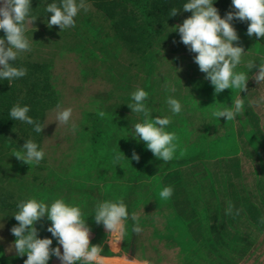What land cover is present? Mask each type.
I'll list each match as a JSON object with an SVG mask.
<instances>
[{"label": "rangeland", "instance_id": "rangeland-1", "mask_svg": "<svg viewBox=\"0 0 264 264\" xmlns=\"http://www.w3.org/2000/svg\"><path fill=\"white\" fill-rule=\"evenodd\" d=\"M47 1L42 0L39 2L38 12L42 11L41 9L45 10L47 4H49ZM186 2L187 0H184L180 6L176 7L178 14L174 17L162 15L164 13L155 15L153 12L150 14L152 16L145 17V19H148V22L145 21L147 27H140L138 31L129 29L124 40L118 37L115 38L113 30L109 29L113 21L119 20V12L113 11V21L107 22L108 20L106 21L104 14L98 11L95 3L88 0L89 10L87 12L81 10L75 17V27L62 31L56 25L49 28L47 22L52 14L46 15L43 13H35L36 20L31 25L26 24V36L31 43V51L21 53L18 58L23 61L50 62L53 88L58 96L56 106L59 104L61 109L71 108L72 117L68 124H60L55 122L56 106L54 105L46 110L42 123L45 127L42 132L39 134L30 130L28 136L22 135L20 139L25 142L32 140L37 143L39 148L45 152L44 159L38 165L24 164L13 155L17 151H23L24 143H19V148L15 149L12 152L13 154H10V152L2 158L3 163L6 165L5 168H11L16 174L17 183L7 186L11 177L6 180V177L2 176L0 180L3 181L0 183V187L3 185L2 187L6 188L5 194L13 191L15 197L24 195L28 199L35 198L49 205L50 202L48 203L46 199L50 195L71 193L70 196L68 195V200L72 205L79 206L87 216L86 224L91 229L90 242L92 245L102 247L101 254L105 257L104 264H124L125 257L128 260H133L135 264H179L186 260L184 254H189L194 249L195 244L202 242V239L189 242L184 238L185 236H181V234H184L181 226L186 224V218H184L186 216V205L184 206L185 209L183 208L181 211V218L177 217L176 219V205L175 214H172L173 200L176 202V198H184L186 204L185 200H188L187 196H190L191 207L193 204L194 209L196 206L199 209L200 191L207 189L208 184L207 182L197 181L196 175L208 172L206 171V165L210 161V157L211 160L214 158L218 160L221 154H229V151L224 152L226 149L217 150L212 140L206 138L203 147H201L206 152V157L202 159L203 163L200 166L199 163H191L193 168L191 172H184V176L195 177L196 181L191 180L194 183H191L189 188L187 187L189 185L188 178H186L187 181L183 182L182 187L180 186L177 189L172 183H180V181H176V171L180 173V168H178L180 166H176L173 161L165 164L151 154L154 161L147 167V177L143 178L144 181L140 180L141 182L136 184L135 199L127 205L129 215L135 212L139 216V223L143 228V232L140 234L133 233L131 231L133 222L129 219L126 221L127 235H125L123 241L115 244L103 224L95 222L94 208L101 201L125 200L126 193L131 186L129 181L131 174L129 176L128 174L133 169L129 168L132 159L122 158L119 165H114L113 158H109L98 166L97 159L95 160L97 162H93L94 151L85 149L87 142H89V136L87 132L85 133V130L95 114L99 110L102 111V108L109 107L114 109L117 114L127 115L132 126L139 123V114L133 113L128 107L129 104L134 102L131 94L138 88H143L149 93L145 103L151 113L158 112L157 110L160 107L161 109L165 108V110L169 108L166 94L177 99L184 107L182 98L189 95L191 88L187 85L188 80L200 75L199 67L194 62L196 54L190 52L181 42L179 32L174 31L175 26L182 24L184 19L192 15L191 12L182 9L183 4ZM127 6L128 11L126 13L139 20L141 18L138 17L139 14L132 12L131 7ZM213 6L218 9L221 18H224L226 10L229 9L228 6L225 10L224 3L217 0H213ZM164 8L166 9L165 3ZM144 14L146 15L147 12H144ZM139 23H141V19ZM231 23L239 36L238 46H242L250 56L258 55L263 58L264 48L252 37L245 35L238 27L234 26L233 21ZM100 26L103 27L106 34L101 41V45L107 44V47L110 48L109 59L105 61L108 64L102 65L91 60L84 62V55L81 52L82 48L86 46H91L92 50H95V53L99 56L101 54L98 41L101 40V31H98ZM136 32L141 35H135ZM135 37L138 39H135ZM233 43L234 46H237V42ZM93 45H95V49H93ZM168 53L182 55L183 60L180 59L179 63L176 64L172 60L173 57L167 55ZM161 57H165V59L163 60ZM251 70L248 73L249 81L258 73L256 70ZM239 71L243 70L240 69ZM11 82H8V87H12ZM166 82H170L175 87L174 92H150L156 85H158V89H166ZM253 83L256 87L253 88L252 92L263 95L264 83L257 84L254 79ZM209 89L212 90L211 87ZM234 91L236 92V90ZM222 92H226V90ZM184 110L183 108L182 112ZM255 113L259 117L257 124L261 132L264 133V105L257 106ZM181 116L183 117V115ZM188 121L184 119V123ZM194 121L196 128L202 127L203 122H198L195 118ZM206 121H208V124H205L206 127H210V124L213 123L212 113ZM73 124L77 126L75 132L71 130ZM247 128L249 129V127ZM213 130L211 128V132ZM241 132L244 134L242 136L238 135L241 139L249 136V134H245L247 132L243 130ZM256 132L257 129L255 128L253 133L256 134ZM82 133L85 134L80 137ZM135 138L136 143L142 146L143 141L139 140L138 137ZM80 140L86 142L85 146H82L83 143L78 146L77 141ZM228 143L234 144L232 141ZM219 146L228 145L223 141L219 143ZM78 148L81 151L76 153V151H79ZM188 153L187 150L179 152L176 150L173 160L175 158H186L190 155ZM193 153H196V149ZM155 161L156 163L153 164ZM20 163H23V166H20ZM137 164L138 162L135 161L133 171L138 168ZM2 171L4 172V170ZM189 173H191V176ZM19 182L20 184H18ZM216 182L217 190H215L216 194L213 196L215 200L212 199L211 203H219L218 207L215 205L212 209L209 207L210 203L206 210L201 207L198 213L201 214V217L204 214L205 218L206 213L210 211L209 209H212V213H217L218 221L222 220L220 229L226 223L230 221L235 223L236 220V225L241 224L242 229L238 227L247 237V240L243 242L244 246L238 243L236 235L231 232L226 233L224 238V232L223 239H219L216 245H210L212 249H216L214 255L209 253L205 247L199 249V253H197L200 254L199 261L201 264H264V225H261L264 222V191H257L252 184H246V189L250 191L247 192L250 198L249 201L257 208V210H252V213L251 210L249 212L251 214L256 212L257 215H255V220L253 218L254 214L247 217L245 215L241 216L245 205L244 203L238 204L234 207V211L236 209L241 210L239 216L242 219L238 221L237 216H226V204L221 202L225 195V178L220 177V180ZM41 184H45L53 192L51 193V190H48V193H44V187ZM24 185L26 188L22 187ZM168 186L174 189L170 199L165 201L160 198L159 193L164 187ZM176 191L177 194H174ZM53 196L52 199H54ZM245 217L251 219V228L246 226ZM10 219L15 220L11 214L4 211L0 212V246L8 257L20 258L14 249L16 238L11 232L12 224L15 225V223H10ZM37 225L35 227L38 229L39 226ZM180 238H182L181 241H179ZM57 246L61 248L62 252V246L59 244ZM26 259L27 255L25 254L24 260L18 261L16 264H24ZM48 264H60V261L53 256Z\"/></svg>", "mask_w": 264, "mask_h": 264}, {"label": "trees", "instance_id": "trees-1", "mask_svg": "<svg viewBox=\"0 0 264 264\" xmlns=\"http://www.w3.org/2000/svg\"><path fill=\"white\" fill-rule=\"evenodd\" d=\"M42 0H31V8H32V14L36 15L35 13H43L46 15H49L51 13H47L45 10L41 9L42 11L38 12L37 6L39 7V2ZM45 1V0H44ZM60 0H48V3L56 2L59 4ZM95 3L96 8L98 11L102 12L105 16V20L109 22L110 20L113 21V15L112 12L118 11L119 12V20L113 21L109 29H112L114 32V37H118L122 40H124L126 32L130 29H135L138 31L140 27H147L146 22H148V19H145L147 16H152L153 12L156 14L162 15H168L169 17V11L173 7L180 6L184 0H88ZM219 2L224 3L225 10L228 6V10L231 12H234L235 9L232 6V0H217ZM164 3L166 6V9L164 8ZM129 5L132 9V12L138 13L139 20L141 19V23H139V20L137 18L132 17L126 13L128 11ZM136 5H141L137 7ZM165 10V11H164ZM226 10L225 14H227L229 11ZM164 11V12H163ZM144 12H147L145 15ZM126 13V14H125ZM41 14V15H43ZM132 14V13H131ZM143 18V19H142ZM143 20V22H142ZM234 26L238 27L240 31H242L245 35L247 34V27L248 23L247 21L241 22L238 19H233ZM125 27H127L125 29ZM124 28V30H122ZM98 31H101V40L99 41V51L100 56L95 53V50H92L91 46H86L82 48V54L84 55V62L87 60H91L95 63H100L102 65L108 64L105 62L107 59H109V46L107 47V44L101 45V41L103 37L106 36L104 29L102 26H100V29ZM141 33V31H140ZM137 33L135 35L140 36L141 34ZM5 33L3 30H0V38H4ZM261 47L264 48V38H257L255 35L251 36ZM135 39H138L135 37ZM134 40V39H133ZM93 49H95V45H93ZM168 56L173 57L174 63H179L182 55L179 54H167ZM186 58V57H185ZM184 58V59H185ZM161 59H165V57H161ZM248 60H254L257 67H254L252 70H256L258 72V65L259 63H264V57H260L258 55L250 56L249 53H245V56L243 58V61L240 65H238L236 71H239L242 69L243 71H247L246 68V62ZM14 66L16 67H25L27 69V75L20 79H15L11 82L12 87H8V81L7 80H0V179L2 176L6 177L5 179L8 180L9 177H11L8 180V184L12 185L14 183H17V177L16 174L11 170V168H5V164L3 163V157L7 155L8 153L13 154L12 152L15 149L19 148V143H25V141H21L22 135L28 136V132L30 130L34 131V128L32 125H29L25 122H21L18 120H13L10 115V109L15 106L16 104H20L21 106L27 105L30 108V112L28 113L29 116H31L34 120L39 121L41 124L43 123L44 114L46 110L56 106V102L58 100L57 92H54L55 89L53 88V77H52V67L50 62H37V61H23L19 58L14 62ZM189 70V68H188ZM251 70V71H252ZM206 74L202 73L200 71V75H196V77L188 80L187 85L191 86L189 95L182 98L183 105H184V112H181L177 115H172L170 108L160 107L158 112L151 113V118L156 117H171L172 123L166 127V131L168 132H174L177 136V152L187 150L190 154L189 156H186V158L183 159H177L175 158L173 163L176 166H180V173L179 171H176V181H180V183L173 182L172 184L175 185V188L182 187L183 182L187 181L186 178H188L187 187L191 185V183H194L196 180L205 183L207 182L208 188L203 189V191H200V197L198 207L199 209L202 207L207 209L208 205L211 203V201L215 200L213 199L214 194H216L217 190V182L221 178H225L224 188H225V195L224 199L221 200V202H225L226 209L228 206V203L231 202L233 205V208L235 205L244 203L243 213L242 215H245L246 217L249 215H253L254 220L256 219L257 213H252V210H257L256 207H254L253 203L250 202V198L248 197V193L246 189H242L240 187V184L237 186V183L234 181L232 177H229L238 167V163L241 164V160H243L245 165H250V162L253 163L254 167L257 169L258 172L262 171V168L264 167V133L261 132L257 121L259 120V117L256 113L253 112V110H256L257 106H250L248 104V101L250 99H260V97L264 96L261 95V93L252 92L253 88L256 87V85L253 83V79L251 81H247V90L244 92H241L240 94L232 89H226V92H221L219 94H216L213 92L214 86L211 85L210 81L205 78ZM193 85V86H192ZM206 86V87H205ZM208 86V87H207ZM161 87V86H160ZM209 87L212 88L209 89ZM172 92L167 91L166 89H158V85L154 86L150 92ZM154 95V94H153ZM239 95V97L237 96ZM166 98L169 97V95L166 94ZM241 98L245 102V112H244V118L237 117L236 119L232 121H226V118L219 117L217 119L212 117L213 123L210 124V127H206V123L208 124L207 117H209L210 113H212L214 110L222 107H231V104L235 101V99ZM191 103V104H190ZM191 106H190V105ZM264 105V103H261L259 106ZM190 106V107H189ZM105 116L102 118L98 115V113L95 114V116L92 118L91 122L89 123L87 129L85 130V133H88L89 136V142H87V146H85L84 141H77L78 146H80L82 143V146H85L88 151L93 150V162L96 159L98 160L97 165L99 166L101 162H106L109 158H114V155L120 151L125 158L127 157L129 160H131L133 152H135L137 155L140 156L139 162H138V168H136V171H133L135 160L132 159V164H130L131 173L128 174L129 181L131 183V186L129 187L128 192L126 193V197L124 200V203L126 205L131 204V202L135 199V194L137 192V186L138 182L144 181L143 178L147 177V167L154 161L152 159V152L147 149V146L145 142H142V146L140 144L136 143V138L132 135L134 133V126L130 125V120L127 117V115H120L115 112L114 109L106 107L101 109ZM151 110H153L151 108ZM183 115V117L181 116ZM186 117V118H185ZM194 118L198 122H203V125L201 128H196L194 123ZM184 119L189 120L187 123H184ZM191 120V121H190ZM143 122V116L139 114V123ZM251 128L253 131L255 128L257 129V136L255 134V137L248 136L244 139H241L238 137V135L242 136L241 130L247 132V127ZM208 126V125H207ZM211 128H213V132H211ZM210 130V133H209ZM35 132V131H34ZM36 133V132H35ZM85 133H82L84 135ZM262 133V134H261ZM245 134H249L248 132ZM206 138H210V141L215 144V148L218 150L226 149L224 152H228L229 154H221L222 160L216 161V159H212L210 157V161H208V164L206 165V171L207 173L196 175L195 177H189L184 176V172L189 171L193 169L191 166V163H199V166L201 163H203V158L206 157V152L201 148L203 147L204 141ZM238 139V140H237ZM225 141L228 146H219V143H222ZM234 143L233 145L228 143L231 142ZM81 143V144H80ZM80 144V145H79ZM129 147V148H128ZM196 149V153H193V151ZM80 152L81 150L78 148ZM121 154V155H122ZM241 154L239 159L240 161L233 160L232 158H229L230 156L233 157L235 155ZM193 155V156H192ZM123 158V157H122ZM227 158V159H226ZM159 161V160H158ZM195 161V162H193ZM137 162V161H136ZM156 161L153 163L155 164ZM169 163V162H168ZM219 164V165H218ZM243 165V163H242ZM4 168H3V167ZM20 166H23V163H20ZM194 167V166H193ZM187 168V169H186ZM184 169V170H183ZM4 170V172L2 171ZM211 171V172H210ZM115 173H117L115 171ZM191 176V173H189ZM125 175V173H124ZM184 176V177H183ZM141 180V181H140ZM194 182H192V181ZM3 180H0V183H2ZM264 184V178H261L259 180V183ZM20 184V182L18 183ZM22 184V182H21ZM44 187V193H48V190H51L48 186L45 184H41ZM0 187V212L4 211L8 214L13 215L18 211L17 204L20 201H26L28 197L24 195H18L15 197L13 195V191L6 193V188ZM40 186V185H39ZM23 188H26L25 185L22 186ZM190 188V187H189ZM174 189V188H173ZM5 191V192H4ZM90 191V190H89ZM53 192L52 190L50 191ZM49 192V193H50ZM92 192V191H90ZM4 193V194H3ZM43 193V191H42ZM67 192L63 193L62 195H50L49 198L46 200L50 204L57 198H64L66 203H70L68 200ZM177 194V191L174 192V194ZM65 194V195H64ZM189 195V190H188ZM52 196L54 199H52ZM188 200L186 201V204L184 203V198H176L173 200V208H172V214H175V205H176V219L177 217L181 218V211L186 205V224L185 226L182 225L181 228L184 230V234H181V236H185L184 238L188 240L189 242H195V240L202 239V242L199 244H195L194 249L189 254H184L186 260H184L182 263L179 264H201L199 261L200 254L199 249L202 247H205L209 253L214 255V252H216V249L210 246V245H216L217 241L219 239H223V234L225 232L224 238L226 237V233L228 234L231 232L232 234L236 235V240L238 243L243 244L245 240H247L246 236L240 229L241 224L236 225L234 221H230L224 225L222 229H220L222 220L218 221L216 216L217 213H212L213 207L216 205L218 207L219 203L213 204L211 203L209 205L210 211L206 213V217L204 218V214H199V209L193 208V204L191 207V199L190 196H187ZM213 199V200H212ZM217 199V198H216ZM69 201V202H68ZM171 209V207H169ZM185 209V208H184ZM251 210V213L249 212ZM222 214V211H221ZM259 214V213H258ZM199 215V216H198ZM226 216H228L226 214ZM245 217L246 226L251 228L252 221L248 217ZM238 221H240L242 218L240 216H237ZM15 219V218H14ZM178 221V220H177ZM218 221V222H217ZM261 221V220H260ZM10 223L12 224V227L18 226V222L16 220H11ZM39 224V225H37ZM35 225L39 226L38 228V238H49L52 239L53 243L51 247H58L57 240L52 237L51 233L47 231V228L51 226V221L47 219L45 216L40 221H38ZM34 225V226H35ZM184 226V228H183ZM240 229H239V227ZM218 231V233H216ZM177 232V228H176ZM197 238V239H195ZM179 240V239H178ZM182 238H180L179 241H181ZM245 246V244H243ZM197 246V247H196ZM201 246V247H200ZM245 248V247H244ZM193 254V255H192ZM207 255V254H205ZM25 255L20 258H16L12 256L11 258L8 257L3 251V248L0 246V264H16L18 261L24 260ZM53 257V256H52ZM51 259V258H50ZM50 261V260H49Z\"/></svg>", "mask_w": 264, "mask_h": 264}, {"label": "clouds", "instance_id": "clouds-1", "mask_svg": "<svg viewBox=\"0 0 264 264\" xmlns=\"http://www.w3.org/2000/svg\"><path fill=\"white\" fill-rule=\"evenodd\" d=\"M234 12H228L224 18L219 15L218 9L213 6V0H187L182 9L191 12L192 15L175 26L181 42L195 53L194 62L199 70L206 74L216 94L226 89L236 90L239 94L247 90L249 71L257 67L254 60L246 62L247 71H236L245 56V50L238 46L239 36L231 21L238 19L247 21V34L264 38V0H232ZM83 10H89L87 0H60V3L47 4L45 11L51 13L47 22L49 28L56 25L62 30L75 27V17ZM177 8L169 11V16H176ZM37 16L32 14L31 0H0V30L5 33L0 38V80L11 82L27 75L25 67H16L14 62L21 53L31 51V43L26 36V24H32ZM233 42H237L234 46ZM258 73L252 77L257 84L264 83V63H259ZM167 91H175L170 82L165 83ZM149 93L143 88H138L131 94L132 104L128 107L133 113L143 116L142 123L134 125V137L145 142L147 149L165 164L173 160L177 150V136L174 132L166 131V127L172 123L171 117L151 118V112L146 106ZM264 103V96L260 99H250V106H259ZM167 104L172 115L180 114L182 104L169 96ZM55 122L68 124L72 117V109H61L58 104ZM30 108L27 105L16 104L10 109L9 115L13 120H18L32 125L36 133H41L45 125L34 120L28 115ZM245 102L241 98L235 99L231 107L218 108L212 112V117L226 118L232 121L238 116L243 117ZM100 117L105 113L100 111ZM75 132L77 126L72 125ZM23 151H17L13 155L24 164L38 165L45 156V152L32 140H27ZM118 151L113 158L114 165H119L125 156ZM131 159L139 162V155L133 152ZM173 194L172 187H164L159 196L167 201ZM18 211L13 215L18 226L11 229L14 241V249L18 256L27 255L24 264H48L52 256L60 261V264H104L105 257L101 254L103 249L99 245L90 242L91 229L86 224V215L79 206L66 203L64 198L55 199L50 205L38 201L35 198L20 201L17 204ZM240 209L234 211L231 202L228 203L226 214L239 216ZM47 217L51 226L47 231L51 233L60 247H51L53 241L49 238H38V229L34 226L42 218ZM94 220L97 224H103L107 233L115 244L123 241L127 235L126 221L133 222L131 231L135 234L143 232L139 223V216L133 212L129 215L127 205L122 199L105 200L97 203L94 208ZM124 264H135L133 260L124 258Z\"/></svg>", "mask_w": 264, "mask_h": 264}, {"label": "crops", "instance_id": "crops-1", "mask_svg": "<svg viewBox=\"0 0 264 264\" xmlns=\"http://www.w3.org/2000/svg\"><path fill=\"white\" fill-rule=\"evenodd\" d=\"M256 93L258 94V92H256ZM237 96L239 97V95H237ZM253 112L255 113V110H253ZM242 119L245 120L244 116L242 117ZM246 131L249 133L250 136L255 137V134L251 130L250 126H249V129ZM256 136H257V132H256ZM240 156H241V154H238V155H235L233 157L230 156L229 158H232L233 160H236V162H237V161H240L239 159H243V158H240ZM222 158L220 157L218 160H222ZM218 160H216V161H218ZM240 162H241V164L238 163L240 168L238 167V169H236L229 177L234 178L235 179L234 181L237 183V186L240 184V187L242 189L243 188L246 189V184H252L253 187H255L257 189V191L258 190L264 191V184L259 183V180L261 178H264V167L262 168L261 172H258L257 169L254 167L252 162H250V165H245L246 162H244L243 160H241ZM242 163H243V165H242ZM247 192H250V191L247 190ZM260 223H262V222H260ZM261 225H264V222ZM195 239H197V238H195Z\"/></svg>", "mask_w": 264, "mask_h": 264}]
</instances>
